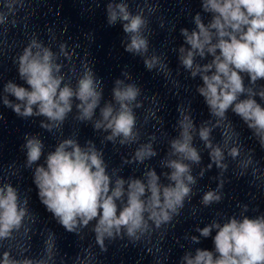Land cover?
<instances>
[{
  "label": "clouds",
  "instance_id": "obj_1",
  "mask_svg": "<svg viewBox=\"0 0 264 264\" xmlns=\"http://www.w3.org/2000/svg\"><path fill=\"white\" fill-rule=\"evenodd\" d=\"M24 4L25 0H4L6 11L0 10V25L11 23L15 27V15ZM201 8L211 18L205 23L201 14L196 13L192 21L195 27L180 29L184 43L177 51L180 65L191 78L199 77L202 81L196 90L214 119L197 127L190 110L178 107V135L169 141L166 157L160 161V167L167 169L161 173L167 183L148 165L141 177L124 178L115 169L110 174L103 152L92 140L81 145L77 139L65 138L45 155V145L38 135L24 136L21 148L26 155L25 167L32 169L40 202L67 232L77 236L95 221L91 230L102 253L108 250L106 241L126 237L135 245L154 231L171 225L181 215L197 183L193 166L202 161L200 150L194 146L197 137L210 158V163L200 169L199 177L213 165L219 170L217 187L206 191L201 203L210 206L222 200L223 176L229 166L226 157L237 160L241 156L238 134L227 120L229 110L244 122L264 149V106L256 99L264 100V85L257 86L258 81H264V0H201ZM147 11L154 13L156 7H148ZM9 16L13 18L9 20ZM106 18L109 26L122 25L126 36L122 45L126 52L143 57L147 70L155 69L165 77L171 76V70L160 56L148 55L149 39L145 32L150 29L144 8L134 14L127 0H109ZM61 57L72 59L66 43H60L59 52H54L34 34L14 61L19 78L27 87L8 81L3 86L0 102L18 117H44L40 127L48 132L60 129L75 107V118L91 122L95 131L107 133L105 141L121 146L138 144L124 164H144L157 156L153 147L155 136L139 143L134 109L142 107L143 102L138 99L140 87L126 82L131 80L130 73L122 71L124 78H117L113 83L112 100L101 106L102 79L93 67L85 63L73 86L71 78L62 72L64 65L58 62ZM197 58L207 62L200 63ZM70 71L75 75L74 68ZM149 115L156 118L152 110ZM217 128H222V144L214 143L212 137ZM42 156L43 164L39 163ZM257 163L249 150L237 164L238 175H245L250 167L256 175ZM247 211L248 206L243 205L239 218L233 215L224 222L213 220L202 228L197 226L195 232L199 235L185 239L199 244L201 238L211 236L214 248L197 247L194 252L187 251L180 264H264V214L249 217L245 215ZM26 218L34 221L27 201L21 204L18 189L11 183L0 184V246L14 239V233L24 227ZM54 236L50 233L44 241L40 258L24 255L28 251L25 247L20 253L22 258L13 256L10 250L0 253V264H55L58 250ZM85 252L83 258L77 256L78 264H88L93 258L91 252Z\"/></svg>",
  "mask_w": 264,
  "mask_h": 264
}]
</instances>
